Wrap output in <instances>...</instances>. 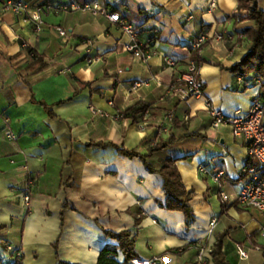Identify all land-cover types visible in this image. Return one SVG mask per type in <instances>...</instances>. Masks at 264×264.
<instances>
[{"label":"crops","instance_id":"crops-1","mask_svg":"<svg viewBox=\"0 0 264 264\" xmlns=\"http://www.w3.org/2000/svg\"><path fill=\"white\" fill-rule=\"evenodd\" d=\"M211 1L27 0V12L18 15L0 0V264L19 256L23 264H97L105 245L117 244L104 229L131 231L140 259L215 264L211 251L223 235L230 264H264V211L238 203L252 162L247 141L230 126L214 128L209 112L210 105L227 114L248 112L260 94V85L245 87L231 70L251 48L243 30L253 22L238 19L246 13L238 0H218L216 8ZM71 2H99L121 13L156 53L146 61L135 56L127 49L129 35L101 13L53 11ZM259 5L264 10V0ZM202 32L209 36L199 64L205 92L186 99L181 89ZM82 38L93 39L92 54ZM37 55L46 65L32 70ZM34 98L51 105L55 117ZM139 101L150 104L147 113L138 121L125 117ZM171 136L176 142L149 161L160 169L167 158L178 159L194 192L190 227L184 212L158 203L167 199L161 174L140 157L92 145L115 142L146 154ZM132 210L144 218L137 222ZM237 245L249 250V259L239 258Z\"/></svg>","mask_w":264,"mask_h":264},{"label":"trees","instance_id":"trees-1","mask_svg":"<svg viewBox=\"0 0 264 264\" xmlns=\"http://www.w3.org/2000/svg\"><path fill=\"white\" fill-rule=\"evenodd\" d=\"M239 8H242L246 13L238 15L240 21L250 20L253 22L251 26L245 28L244 34L251 40L252 45L248 53L243 59L237 62L231 67L232 72L236 75L238 80H243V85L249 86L251 84L260 85V94L256 99L261 100L264 103V10L260 8L259 0H238ZM155 15V13H153ZM236 17V18H237ZM138 30L139 28L136 27ZM159 29L158 27L155 28ZM160 32V29H159ZM156 33V34H159ZM203 33V32H202ZM201 33V34H202ZM140 34V32H139ZM155 39H159L158 35H155ZM200 34L197 36L199 37ZM86 40L85 38L81 39ZM141 42V40H140ZM195 43V41H194ZM144 49L152 48V42H144ZM33 51H31L32 53ZM37 62L32 66V70L41 69L46 65L44 57L37 55ZM200 64V51L196 49L195 57L192 59ZM190 60V61H192ZM241 82V81H240ZM90 85V84H86ZM34 102L41 104L48 111V113L55 117L53 107L44 101H38L34 98ZM150 109V104L139 101L127 111L123 113L125 117H130L134 121H138ZM176 142V138L171 136L167 140H161L159 143L151 146L146 154H142L135 149H129L124 145L121 146L115 142H104L98 141L92 143V145L99 148H108L110 146L116 148L122 155L130 158L140 157L147 169L152 173H159L163 178V189L166 193V201L158 200L161 207L174 210L182 211L186 216V223L190 227L196 221V213L194 208L191 206V201L194 198V192L189 191L183 181L182 174L177 166V158H167L160 169L155 168L149 161V157L152 156L156 151L164 150L168 146ZM226 207H224L225 210ZM135 215L137 222H140L144 218L145 214L141 211H130ZM0 225V230H2ZM105 230L107 237L113 238L117 241V244H106L102 249L97 264H129L132 259L138 257L136 251V236H132L131 231L123 230L120 232ZM58 247V243L55 244ZM224 248V236H220L217 242L214 244L211 255L215 264H230L229 260L223 255ZM119 252H122L125 256L124 261H119L117 257ZM2 256L0 253V261ZM10 264H23L21 257L16 259ZM56 264H77L59 259Z\"/></svg>","mask_w":264,"mask_h":264},{"label":"built area","instance_id":"built-area-1","mask_svg":"<svg viewBox=\"0 0 264 264\" xmlns=\"http://www.w3.org/2000/svg\"><path fill=\"white\" fill-rule=\"evenodd\" d=\"M218 0H212L210 3L211 8H216ZM6 6L10 8L16 14H24L29 8L27 0H7ZM93 11V13H101L105 15L110 21L118 24L123 31L129 35L130 41L127 43V49L135 56L142 58L144 61L148 60L156 51L152 48L144 49V43L140 42L139 30L124 18L121 13L110 11L108 8L100 5L99 2L95 3H61L53 6L55 13L70 12V11ZM32 20L38 22V30L42 29L43 21L41 16L33 15ZM58 32L62 36H67V30L63 27H58ZM156 33L159 29L155 30ZM225 35L216 34L218 40H222ZM209 36L207 33L200 34L196 38L194 46L199 51H202L203 47L207 43ZM87 45V53L92 54L93 39H86L83 41ZM95 58L91 57L89 62H93ZM169 64H173L171 61H167ZM240 81L243 80L240 78ZM205 92V83L199 76V64L192 60L189 62L187 68V74L185 76V86L181 89V94L184 98H190L193 96H201ZM209 112L213 119L212 126L214 128H220L222 126H230L233 134L236 137L244 138L247 141L249 154L252 162L247 166V173L249 179L245 187L239 194L238 203L245 207H256L264 211V103L255 99L248 112L237 111L235 114H227L222 109L209 106ZM141 128L145 129L146 124L142 123ZM224 175L223 172L218 174V179ZM225 201L229 199V196L223 193ZM26 204L31 201L30 194L25 196ZM217 219H213L209 225V232L213 235V229L216 225ZM237 254L242 260L250 258V252L243 245H237ZM165 257L157 255L150 259H140L139 257L131 260L132 264H164Z\"/></svg>","mask_w":264,"mask_h":264},{"label":"rangeland","instance_id":"rangeland-1","mask_svg":"<svg viewBox=\"0 0 264 264\" xmlns=\"http://www.w3.org/2000/svg\"><path fill=\"white\" fill-rule=\"evenodd\" d=\"M223 127H227V126H223ZM229 127V126H228Z\"/></svg>","mask_w":264,"mask_h":264}]
</instances>
